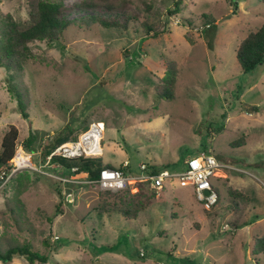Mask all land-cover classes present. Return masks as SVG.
Instances as JSON below:
<instances>
[{
  "label": "rangeland",
  "instance_id": "obj_1",
  "mask_svg": "<svg viewBox=\"0 0 264 264\" xmlns=\"http://www.w3.org/2000/svg\"><path fill=\"white\" fill-rule=\"evenodd\" d=\"M33 1L0 0V11L23 22ZM144 1L152 4L149 15ZM172 7L173 0L128 5L159 25ZM202 14L216 20L205 34ZM263 19L259 0H182L168 18L169 32L155 38L145 37L139 22L125 31L72 21L61 40L31 42L22 71L0 67V141L10 125L17 128L21 164L44 165L65 129L77 139L101 121V160L114 167L127 161L134 175L141 163L180 172L200 152L226 165L210 178L219 194L210 210L176 178L159 192L131 183L106 193L60 167L41 169L69 181L22 169L0 186V248L28 244L47 256L32 264H264V253H251L254 237L264 233V57L248 72L235 58L239 40ZM164 60L177 66L172 100L154 91ZM9 82L25 90L28 118ZM29 133L35 137L27 147ZM130 204L144 208L124 216ZM6 264L29 263L13 255Z\"/></svg>",
  "mask_w": 264,
  "mask_h": 264
},
{
  "label": "trees",
  "instance_id": "obj_2",
  "mask_svg": "<svg viewBox=\"0 0 264 264\" xmlns=\"http://www.w3.org/2000/svg\"><path fill=\"white\" fill-rule=\"evenodd\" d=\"M182 0H173V7L167 10L168 17L161 25L154 24L148 17L140 20L139 16L128 9L130 0H87L66 8L64 0H34L28 11V19L23 22L16 21L10 13L0 11V67L6 70L22 71L24 62L32 56L29 44L36 40L46 43L61 40L68 25L75 21L78 25L97 23L103 28H117L127 30L132 23L139 22L141 31L145 37L155 38L163 33H168L169 16L176 15ZM264 4V0H259ZM152 4L144 1L146 15L151 14ZM120 14H116V11ZM71 11H82L83 15L69 19ZM204 34L216 26L213 16L202 14ZM186 40L192 43V39L186 36ZM207 46L211 47L210 43ZM264 57V20L254 30L247 32L238 42L235 49V58L243 72L253 70ZM164 72L154 91L158 98L172 100L175 98L174 89L177 78V66L172 60H164ZM15 84L8 83V91L14 96L21 117L28 118L26 111L24 89H16ZM86 130V129H85ZM65 129L62 135L57 136L47 150L45 157L53 149L69 139ZM35 135L29 133L25 145L28 147ZM18 140V130L10 125L4 132L0 141V171L9 168V161L14 156ZM241 139L240 142H242ZM238 143V141H237ZM243 143V142H242ZM51 162L59 164L62 168L70 170L76 168V173L89 179H96L103 167H114L104 163L100 156H79L77 158H64L58 155L51 156ZM127 190V189H126ZM108 193L107 191H103ZM238 195L240 193H237ZM242 195V194H240ZM129 210H124L127 217H135L144 205L130 204ZM131 209H133L131 211ZM252 254L264 253V233L254 237L251 247ZM13 255L24 256L29 264L35 261L45 263L47 256L34 252L28 244L9 246L4 251L0 248V262H10Z\"/></svg>",
  "mask_w": 264,
  "mask_h": 264
},
{
  "label": "built area",
  "instance_id": "obj_3",
  "mask_svg": "<svg viewBox=\"0 0 264 264\" xmlns=\"http://www.w3.org/2000/svg\"><path fill=\"white\" fill-rule=\"evenodd\" d=\"M104 130V123L96 121L90 123L87 129L81 133L79 138L69 140L57 145L52 152H50L45 158V164L37 166L33 165L30 161V165L21 164L18 159L19 150L15 151L14 156L9 161V168L0 171V186L6 184V182L18 171L29 168L44 174H49L41 169V167L54 166L60 170H67L62 168L59 164L51 162L52 155H58L64 158H77L79 156H101L102 148L100 141L102 140V134ZM21 153L27 157L22 148H19ZM29 159V158H28ZM184 168L180 172H171L166 167H155L141 163L139 168V174H132V169L127 161H124L118 167H103L99 171V175L96 179L86 178V183L96 186L101 191L117 192L127 189L131 183L144 184L148 188L153 189L155 192H159L166 186V181L176 178L182 183L192 186V192L197 201H199L205 210H210L219 201V194L215 186L211 183L210 178L214 174L215 170L224 168L226 165L220 163L212 154L200 152L196 155H192L184 160ZM69 171L76 173V168H71ZM52 175V174H49ZM61 181H69L62 176H55ZM264 185V182H263Z\"/></svg>",
  "mask_w": 264,
  "mask_h": 264
},
{
  "label": "crops",
  "instance_id": "obj_4",
  "mask_svg": "<svg viewBox=\"0 0 264 264\" xmlns=\"http://www.w3.org/2000/svg\"><path fill=\"white\" fill-rule=\"evenodd\" d=\"M263 20H264V19H263ZM263 20H262V22H263ZM262 22H261V23H262ZM261 23H260V24H261ZM255 29H256V28H255Z\"/></svg>",
  "mask_w": 264,
  "mask_h": 264
}]
</instances>
